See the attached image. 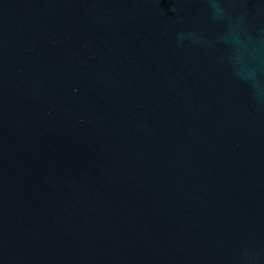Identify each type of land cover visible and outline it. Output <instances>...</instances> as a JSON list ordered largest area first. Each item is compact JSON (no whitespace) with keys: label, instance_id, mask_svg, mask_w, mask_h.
<instances>
[{"label":"water","instance_id":"1","mask_svg":"<svg viewBox=\"0 0 264 264\" xmlns=\"http://www.w3.org/2000/svg\"><path fill=\"white\" fill-rule=\"evenodd\" d=\"M0 264H264V0H0Z\"/></svg>","mask_w":264,"mask_h":264}]
</instances>
